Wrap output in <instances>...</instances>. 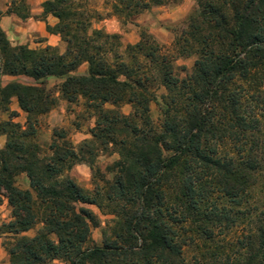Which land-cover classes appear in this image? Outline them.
<instances>
[{
    "label": "trees",
    "instance_id": "trees-1",
    "mask_svg": "<svg viewBox=\"0 0 264 264\" xmlns=\"http://www.w3.org/2000/svg\"><path fill=\"white\" fill-rule=\"evenodd\" d=\"M168 1L182 0H117L113 11L128 23ZM194 1L171 49L147 30L125 46L120 35L92 29L77 0L43 4L42 19L59 21L47 32L62 38L63 54L13 47L0 27V111L15 117L9 106L17 99L28 115L25 129L0 123L8 139L0 150V198L13 211L0 235L14 236L5 245L11 264H264V127L257 115L264 118V0ZM28 9L21 0L10 14L25 21ZM191 58V70L177 66ZM85 64L87 74L75 75ZM1 75L35 85L4 86ZM51 78L64 79L61 99L82 103L95 120L77 150L64 130H55L46 152L35 141L40 118L59 102L47 88ZM107 153L119 160L102 173L96 164ZM82 164L93 171V192L67 176ZM22 174L30 190L17 187ZM79 204L114 216L102 247L87 246L100 222ZM38 225L34 237L24 236ZM241 226L247 231L236 239Z\"/></svg>",
    "mask_w": 264,
    "mask_h": 264
},
{
    "label": "rangeland",
    "instance_id": "rangeland-1",
    "mask_svg": "<svg viewBox=\"0 0 264 264\" xmlns=\"http://www.w3.org/2000/svg\"><path fill=\"white\" fill-rule=\"evenodd\" d=\"M21 0H0V27L5 33L8 41L13 47H27L30 50L40 51L47 47L57 48L63 54L66 51V44L62 38L57 35V39L50 41V36L47 32V26L55 27L59 21L53 16L43 17V4L49 0H26L28 4V12L30 18L22 20L15 14H10L15 9V5H19ZM117 0H77L83 11L88 12L91 16L92 29L103 30L110 35H120L123 44L136 45L140 42L141 32L147 30L153 35L157 41L166 49H171L174 43L176 33H181L186 29L187 20L196 9L194 0H182L178 3L168 1L164 6L153 7L151 10L144 12L140 16L134 18L131 22L124 23L120 17L116 16L113 11V6ZM196 59H180L177 62L178 67H186L191 70ZM88 66L85 64L79 68L75 75H86ZM2 85L9 83H20L23 85H35L34 81L24 77H11L1 75ZM64 82V79L51 78L47 81V88L51 90L59 102L49 114L43 116L39 120L38 134L35 141L39 143L43 152H46L53 140L55 130H64L67 134V140L77 150L80 145L91 139V130L95 127V120L89 118L85 112V107L80 105L69 106L66 101L61 99L59 87ZM166 94L164 89L156 92L157 101L160 104L162 97ZM252 106V104H251ZM253 106H255L253 104ZM262 107V105L260 106ZM10 111L16 113V116L11 118L10 113L0 111V123L13 122L25 129L27 125L28 115L21 110L17 99H13L10 106ZM108 108H112L108 106ZM125 115H130L132 112L131 106L125 105L121 108ZM150 115L154 123L159 124L160 110L156 103H152L150 107ZM261 123L264 127V118L262 111L257 112ZM264 115V114H263ZM263 121V122H262ZM7 136L0 137V150H3L7 145ZM119 160V156L113 153L101 154L96 164V168L102 173L107 171L109 166H112ZM93 171L87 165H77L74 169L67 173V176L75 180L84 190L94 191L93 186ZM17 187L21 190H30L29 179L26 174H22L16 179ZM258 207H262V188L257 189L254 193ZM78 208H85L91 211L99 220V227L91 226L92 243L87 246L102 247L104 243V233L109 231L114 221V216L107 212H101L97 207L91 205L79 204ZM13 221V211L9 205L7 198H0V228L10 224ZM42 229V225H38L33 231L24 234V236L34 237L38 231ZM247 230L241 226L237 238L242 237L241 233ZM13 235H0V264H11L10 257L6 250V243L13 239ZM234 238V237H231ZM55 239V238H54ZM235 239V240H236ZM195 254L193 250H187V258L192 261ZM54 264H63L56 261Z\"/></svg>",
    "mask_w": 264,
    "mask_h": 264
},
{
    "label": "crops",
    "instance_id": "crops-1",
    "mask_svg": "<svg viewBox=\"0 0 264 264\" xmlns=\"http://www.w3.org/2000/svg\"><path fill=\"white\" fill-rule=\"evenodd\" d=\"M49 38H50V41H49V42H51L52 40H55V39H57V37H56V36H53V35H52V36H50Z\"/></svg>",
    "mask_w": 264,
    "mask_h": 264
}]
</instances>
